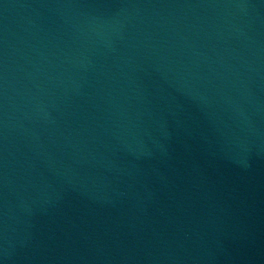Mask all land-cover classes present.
<instances>
[{"label": "water", "instance_id": "95a60500", "mask_svg": "<svg viewBox=\"0 0 264 264\" xmlns=\"http://www.w3.org/2000/svg\"><path fill=\"white\" fill-rule=\"evenodd\" d=\"M0 264H264V0H0Z\"/></svg>", "mask_w": 264, "mask_h": 264}]
</instances>
